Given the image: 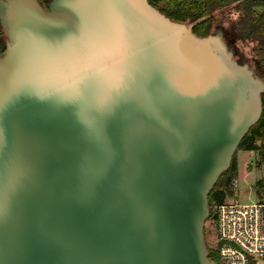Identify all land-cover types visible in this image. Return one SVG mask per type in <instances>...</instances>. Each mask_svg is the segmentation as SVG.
<instances>
[{
    "label": "water",
    "instance_id": "obj_1",
    "mask_svg": "<svg viewBox=\"0 0 264 264\" xmlns=\"http://www.w3.org/2000/svg\"><path fill=\"white\" fill-rule=\"evenodd\" d=\"M0 28V264H215L208 194L264 93L224 33L148 0H0Z\"/></svg>",
    "mask_w": 264,
    "mask_h": 264
},
{
    "label": "trees",
    "instance_id": "obj_2",
    "mask_svg": "<svg viewBox=\"0 0 264 264\" xmlns=\"http://www.w3.org/2000/svg\"><path fill=\"white\" fill-rule=\"evenodd\" d=\"M50 0H39L48 5ZM149 3L173 21L184 22L192 27L199 37L214 35L217 27H221L227 39L251 42L254 44V56L240 58L238 63H248L251 69L264 79V0H148ZM225 7L237 12V18L225 27L218 23L215 13ZM5 48L3 33L0 28V54ZM262 111L259 119L249 128L238 144L239 150H255L264 152V93L261 95ZM260 142V144H258ZM235 154V153H234ZM237 169L236 157L233 155L228 169L222 172L208 194L209 211L215 204L226 198L227 185ZM208 250V259L218 261L215 250Z\"/></svg>",
    "mask_w": 264,
    "mask_h": 264
},
{
    "label": "built area",
    "instance_id": "obj_3",
    "mask_svg": "<svg viewBox=\"0 0 264 264\" xmlns=\"http://www.w3.org/2000/svg\"><path fill=\"white\" fill-rule=\"evenodd\" d=\"M251 168L249 160L244 164L245 175ZM238 175L236 169L226 198L209 213L208 220L214 222L217 231L216 264H264V202L241 201L245 189L240 187Z\"/></svg>",
    "mask_w": 264,
    "mask_h": 264
},
{
    "label": "rangeland",
    "instance_id": "obj_4",
    "mask_svg": "<svg viewBox=\"0 0 264 264\" xmlns=\"http://www.w3.org/2000/svg\"><path fill=\"white\" fill-rule=\"evenodd\" d=\"M214 15L217 19L216 23L223 20L221 24L225 27L231 20L237 18V12L234 9H231V7H225L222 10L217 11ZM220 31L223 32V29L221 27H217L215 32L218 33ZM225 39L228 43L229 51L233 53L232 59L238 65L242 66L244 64H248L237 62V60L242 57L248 58L250 61L253 59L254 44H252L251 42H242L240 40L234 39L229 40L226 36ZM234 156L236 157V165L239 172L238 177L240 180V187L242 189H245V193L241 201L243 203L264 202V152L237 149ZM249 160H252V168L248 172V174L245 175L244 164ZM204 234L207 246L210 249L216 251L218 242L217 231L212 220L206 221Z\"/></svg>",
    "mask_w": 264,
    "mask_h": 264
},
{
    "label": "flooded vegetation",
    "instance_id": "obj_5",
    "mask_svg": "<svg viewBox=\"0 0 264 264\" xmlns=\"http://www.w3.org/2000/svg\"><path fill=\"white\" fill-rule=\"evenodd\" d=\"M205 242H206V241H205ZM206 245H207V244H206ZM207 248H209V247L207 246ZM209 249H210V248H209ZM214 263L216 264V263H217V261H215Z\"/></svg>",
    "mask_w": 264,
    "mask_h": 264
}]
</instances>
